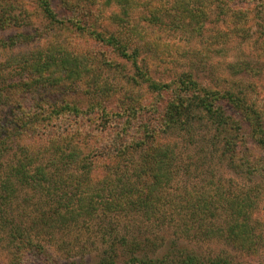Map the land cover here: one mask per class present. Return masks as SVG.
Here are the masks:
<instances>
[{"label": "trees", "instance_id": "trees-1", "mask_svg": "<svg viewBox=\"0 0 264 264\" xmlns=\"http://www.w3.org/2000/svg\"><path fill=\"white\" fill-rule=\"evenodd\" d=\"M11 1L0 0L1 30L17 21L8 9ZM92 1L109 10L110 20L117 27L109 33L93 30L94 38L130 61L135 75L148 89L157 94L170 91L171 98L157 118L158 130L151 125L153 117L136 120V112L146 105L130 106L128 112L132 114L121 117L102 106L98 121L103 120V131L108 124H115V132L110 144L91 148L86 139L89 134L75 130L70 123L75 124L83 113L90 121L93 111L70 104L50 108L42 99L21 108L20 100L10 98L11 94L22 97L40 88H66L73 80L88 77L92 72L86 56L60 46L14 52L30 36L18 33L0 38V49L11 52L0 63V252L6 255V264H116L123 256L128 264H253L223 250L201 254L188 248L186 241L216 239L249 256L258 253L260 186H240L231 191L212 180L178 186L181 170L193 168L184 164L176 144L164 140L161 133L176 128L192 137L193 124L204 121L212 129V143L221 144L220 158L230 168L246 167L249 173L253 169L248 171L244 163L248 157L243 144L252 137L255 146H264V121L247 103L244 92L209 87L190 72L181 73L171 83L173 88L169 82L154 79L139 61L147 41L134 24L138 3ZM174 2L177 8H185L186 0ZM38 4L44 16L58 21L50 0H39ZM189 8V16L195 19L198 14ZM231 66L236 72L249 70L248 64ZM148 107L151 113L157 109L153 104ZM64 111L70 113L54 118ZM84 144H89L86 150ZM98 159L106 161L101 176L95 172ZM194 161L203 162L198 158ZM106 217L112 222L122 217L172 227L175 238L156 257L152 255L163 245L164 236L122 234L117 237L119 245L112 241L96 254L94 262H89L93 255L90 258L84 253L74 258L77 246L68 241L65 245V236L73 227L77 230ZM43 242L53 245L61 256H50ZM59 257L71 260L60 263Z\"/></svg>", "mask_w": 264, "mask_h": 264}, {"label": "rangeland", "instance_id": "rangeland-1", "mask_svg": "<svg viewBox=\"0 0 264 264\" xmlns=\"http://www.w3.org/2000/svg\"><path fill=\"white\" fill-rule=\"evenodd\" d=\"M50 1L58 21H51L43 15L39 0L9 2L11 5L8 9L16 15L17 21L14 26L0 29V38L6 39L18 33L28 34L30 39L19 43L14 52L36 48L47 50L60 46L74 53L83 54L92 73L82 80H73L72 85L66 88L35 89L22 97L19 96L20 93L11 94V100H20L21 108L30 103H40L42 99L47 100L50 108L70 104L78 106L85 112L93 111L94 113L90 114V121L88 114L83 113L82 117L76 119L75 124L70 123L75 130L89 134L86 135V139L90 142L91 148L110 144L109 140L115 132L112 127L115 124L108 123L107 129L103 131L104 127L100 123L103 120L98 121L102 106H105L108 112L118 113L117 117H121L126 113L132 114L131 111L128 112L130 106L146 105L147 107H141L142 109L136 112V120H150L153 117L151 125L158 130L157 118L171 98V93L164 91L157 94L148 89L135 75V68L130 61L120 57L114 48L97 40L91 34L93 30L103 33L116 30V25L111 22L108 15L109 10L92 0ZM135 1L138 3L139 11L134 13L136 18L134 24L147 41L146 47L142 48V55L140 54L145 60L141 61L140 57L139 61L150 76L171 84L181 73L190 72L195 79L209 87L244 92L247 103L264 121V0H186L185 8L182 10L177 8L174 0ZM187 8L198 16L192 19ZM197 20L202 23L201 27ZM9 54L10 51L0 49V63L5 61ZM232 64H241L240 68L248 64L249 70L244 69L246 72L243 70L238 73ZM7 69L9 68L4 70ZM173 86L174 84H171L170 88ZM151 104L157 108L153 113L152 108L148 107ZM67 111L54 115L58 116L54 118L66 117L70 113ZM71 120L75 121L74 118ZM190 133L192 137L186 131L176 128L161 133L164 140L176 144L177 150L184 158V164L193 168L189 172L182 169L179 175L180 182L176 184L194 186L212 180L231 191H237L240 186L249 188L259 185L262 197L256 213L259 218L256 231L261 235L259 238L261 243L258 253L250 256L216 239L187 240V247L201 254L223 250L239 260L264 264V146H255L248 134L251 138L245 139L243 144V151L246 158L248 157V161L244 163L248 166V171L250 168L253 169L248 173L246 167L230 168L226 161L220 158L221 144L212 143V129L208 128L204 121H196ZM89 144H84L83 148L86 150ZM195 158L202 159L203 162H196ZM97 162L95 172L101 176L106 161L98 159ZM201 165L199 171L194 170ZM106 218L97 220L92 225L83 224L77 230L73 227L71 234L65 236V245L69 242L77 246L74 248L76 254L74 258L83 253L87 257L90 255L95 257L112 241L119 245L117 237L122 234L164 236L163 245L152 255L156 257L172 242V238H175L172 227L153 222L149 224L142 220L130 222L122 217L116 218L114 222ZM59 240L61 241V238ZM43 243L50 256H61L53 245ZM5 257L0 252V264L7 263ZM63 257H59L60 263L71 260ZM95 260L96 257L89 259V262ZM116 264H128L127 257L123 256Z\"/></svg>", "mask_w": 264, "mask_h": 264}]
</instances>
